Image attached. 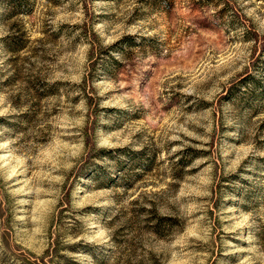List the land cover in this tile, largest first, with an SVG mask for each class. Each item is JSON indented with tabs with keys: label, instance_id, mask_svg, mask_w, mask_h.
<instances>
[{
	"label": "rangeland",
	"instance_id": "rangeland-1",
	"mask_svg": "<svg viewBox=\"0 0 264 264\" xmlns=\"http://www.w3.org/2000/svg\"><path fill=\"white\" fill-rule=\"evenodd\" d=\"M264 0H0V264H264Z\"/></svg>",
	"mask_w": 264,
	"mask_h": 264
},
{
	"label": "trees",
	"instance_id": "trees-1",
	"mask_svg": "<svg viewBox=\"0 0 264 264\" xmlns=\"http://www.w3.org/2000/svg\"><path fill=\"white\" fill-rule=\"evenodd\" d=\"M262 45H264V44H262Z\"/></svg>",
	"mask_w": 264,
	"mask_h": 264
}]
</instances>
